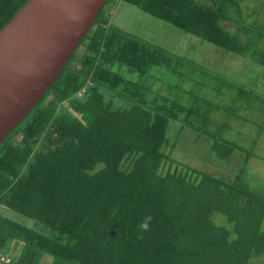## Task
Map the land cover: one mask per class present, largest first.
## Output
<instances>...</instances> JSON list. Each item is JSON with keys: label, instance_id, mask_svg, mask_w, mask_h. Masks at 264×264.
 <instances>
[{"label": "trees", "instance_id": "obj_1", "mask_svg": "<svg viewBox=\"0 0 264 264\" xmlns=\"http://www.w3.org/2000/svg\"><path fill=\"white\" fill-rule=\"evenodd\" d=\"M26 1L0 0V29ZM119 3L264 67V24L245 23L240 0H105L52 83L0 141V205L43 227L0 214L2 255L12 240L21 243L8 262L0 259L253 264L264 256V178L250 175L248 160H264V150L227 137L228 124L216 127L210 115L222 109L238 116L246 104L264 117V95L248 83L197 68L203 74L187 66L185 54L109 23L105 17L116 15ZM166 72L193 85L216 78L233 99L221 105L180 80L165 81L183 94L152 90L151 81L163 80ZM186 126L198 131L197 138L206 137L211 151L197 157L199 167L174 155L182 150L177 142ZM258 135H250L253 145ZM236 150L243 158L230 180L206 168L225 163ZM148 214L153 219L142 232L138 226Z\"/></svg>", "mask_w": 264, "mask_h": 264}, {"label": "rangeland", "instance_id": "obj_2", "mask_svg": "<svg viewBox=\"0 0 264 264\" xmlns=\"http://www.w3.org/2000/svg\"><path fill=\"white\" fill-rule=\"evenodd\" d=\"M253 1L254 0H240L242 15L244 17L243 21L245 23H249L255 20L258 23L264 24V0H256L255 2L258 6L252 8L251 5ZM104 11L106 13V8L104 9ZM112 13L117 14L113 17H110L111 15H107L105 17V19H107L109 23L115 24L131 34H136L153 43H156L161 47L170 50L171 52H176L180 55L185 54L184 56L187 59V63L186 59L184 62L187 64V66L194 67L196 68V70H198L197 68H201L209 74H213L215 71H217V73L215 74L219 75V77L226 76L227 78H232L233 82L243 85L248 83L250 87L252 86V88H255V90L264 95V67L254 62L250 58L230 51H226L220 47L215 46L212 43L201 40L198 37L188 34L182 31L180 28L171 25L167 21L158 19L153 15L142 11L138 7L127 3H123L122 5H120L119 3V5L114 9ZM225 26H229L231 29H234L237 25L227 22L225 23ZM190 60H192L194 63H192ZM71 65H73V63H71ZM154 71H156V69H154ZM128 76L130 75L128 74ZM227 78L225 80H227ZM162 79L165 83L163 82V80H152V84H150L151 89L159 92L160 94H166L170 97L174 96L176 93L182 92L180 91V89L178 90L174 87L167 88L166 81L171 82L180 80L177 79V77L173 74L166 72L165 75L162 76ZM180 81L182 82V86L194 84L188 82L185 79H182ZM193 86L201 92L205 91V95L207 96V98L217 101L221 105L230 103L233 99L231 90H228L227 88L224 89L225 87L221 88L223 86V82H221L220 87L216 78H209V81H207V85L196 84ZM220 88L221 90L218 91V89ZM221 93H224V95H221ZM182 97L185 98L184 95ZM219 99H221V102L218 101ZM249 101L251 102L252 100L249 99ZM252 103L256 104V102ZM237 114L238 116H229L222 109H215L211 112L210 116L212 117L213 124L216 127H219L220 124H228V127L225 129V135H227V137L235 138L237 141H239V143H241L240 145H252L254 147L253 149H258V151L264 150V117L262 111L254 108L249 109L246 104H244V106L241 105L238 108ZM257 123H261L262 128L259 127ZM175 127L176 126L172 125L169 132L173 133V129ZM190 128L192 127L186 126L185 129L181 131L182 134L180 135L177 142L180 144L179 146L184 152H182V150L179 152L175 150L174 155L181 162L198 167L200 163H198L197 157L199 155H206L210 148H208L207 141H205L206 137L201 135L199 138H197L196 134L198 131L194 128V130ZM255 128L262 130L259 135L255 133ZM247 133H249V136ZM252 134L258 135L254 145L253 140L250 137V135ZM186 140H189L191 144L185 143ZM183 145H185V148H189L190 150L183 149ZM210 153L211 151H209V155ZM242 158L243 153L237 150L225 163L217 164L215 168H209V166H206V168L210 169V172H221V174L223 175L222 178L224 180H230V175L236 173L238 168L240 167ZM197 163L198 165H196ZM248 166L252 168L250 170V175L252 173H256L257 175H255L254 177L264 178V160L261 157L252 155L248 160ZM246 175L247 174H245V176ZM0 214L13 219L14 221L23 223L33 228H37L32 219L21 215L14 210L7 209L3 205H0ZM37 229L42 231L43 227L38 226ZM12 245H15L16 247L13 246L12 248ZM10 246L11 249L9 250V252L4 253L8 254L9 256L4 254L2 255V253L0 252V258H12L15 252H18V250L21 248V243H17L15 240H12ZM40 264H50V258L45 255ZM253 264H264V256H261L260 258L253 261Z\"/></svg>", "mask_w": 264, "mask_h": 264}, {"label": "water", "instance_id": "obj_3", "mask_svg": "<svg viewBox=\"0 0 264 264\" xmlns=\"http://www.w3.org/2000/svg\"><path fill=\"white\" fill-rule=\"evenodd\" d=\"M105 0H27L0 29V141L36 104Z\"/></svg>", "mask_w": 264, "mask_h": 264}, {"label": "clouds", "instance_id": "obj_4", "mask_svg": "<svg viewBox=\"0 0 264 264\" xmlns=\"http://www.w3.org/2000/svg\"><path fill=\"white\" fill-rule=\"evenodd\" d=\"M237 151V150H236ZM235 153V152H234ZM205 159V157H203ZM200 165H198L199 167ZM152 216L151 214H148L147 216H145V218L140 222L139 224V228L141 229L142 232H147L149 230V225L150 222L152 221ZM141 239L143 238L142 236L140 237ZM1 264H3L2 260H1Z\"/></svg>", "mask_w": 264, "mask_h": 264}, {"label": "built area", "instance_id": "obj_5", "mask_svg": "<svg viewBox=\"0 0 264 264\" xmlns=\"http://www.w3.org/2000/svg\"><path fill=\"white\" fill-rule=\"evenodd\" d=\"M8 259H6V261H7Z\"/></svg>", "mask_w": 264, "mask_h": 264}]
</instances>
